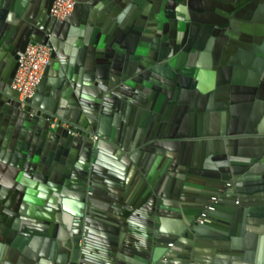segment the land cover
<instances>
[{
	"label": "water",
	"instance_id": "obj_1",
	"mask_svg": "<svg viewBox=\"0 0 264 264\" xmlns=\"http://www.w3.org/2000/svg\"><path fill=\"white\" fill-rule=\"evenodd\" d=\"M53 1L0 0V80L51 47L26 104L0 99V264H264V121L239 125L235 94L264 81V0H75L62 19ZM213 194L223 227L196 221Z\"/></svg>",
	"mask_w": 264,
	"mask_h": 264
},
{
	"label": "crops",
	"instance_id": "obj_2",
	"mask_svg": "<svg viewBox=\"0 0 264 264\" xmlns=\"http://www.w3.org/2000/svg\"><path fill=\"white\" fill-rule=\"evenodd\" d=\"M232 47V46H231ZM63 50V49H62ZM220 58L223 59V56ZM225 68V67H224ZM233 68V67H232ZM229 71V70H227ZM227 71H225V74H227ZM233 70L230 73V75L233 74ZM249 79V78H248ZM247 78H244V80H248ZM262 84V86H260ZM240 85H243L242 88H239V90L235 93L236 97H237V103L239 106H241V111H240V115H241V119L239 121V125L242 124V126L244 128H246V126L248 124H250L253 120H262L264 121V81L260 82V85L258 87V90L256 88H252L250 86H244L247 85V83H241ZM253 91V96L254 99L251 100L249 99V93L248 92ZM252 93V92H251ZM251 101V102H250ZM207 103L208 101L204 103L203 105V112L201 113L202 115L199 116L198 119L196 118H191L190 120V125L188 124V117L187 119H185L184 123V127L185 129L190 132V131H194L195 130V126L198 122L204 124L205 126H209L212 121H213V116L212 114H214V112H211L209 110H207ZM200 120V121H199ZM104 156H109L110 152L108 151H103ZM157 155L158 154H154V153H150V156L147 157L145 164L147 165L148 169H157V163H158V159H157ZM191 157V162H190V166L193 168V170L195 171V175L192 177V183L195 185H201L204 184V182L206 181V178L203 176V173H206V168L204 167V163H205V159L203 158H199V157ZM7 175L6 172V168L2 166V164L0 163V176L3 177ZM262 177V176H261ZM264 179V178H262ZM183 182H185V180H182ZM35 191V190H32ZM7 195V194H6ZM5 195V196H6ZM9 200L10 196L7 197ZM227 200L225 202V204L221 207L220 211H213L211 213V216H213L214 219H216L217 224L219 226H222L224 224H226V221H230L232 219V213L229 210V208H231L232 206V200L230 197H226ZM19 209L20 208H29V203L27 202L26 199L22 196H20V198L17 200H13V202ZM164 224L170 228H176L178 227L177 225H179V223L177 222V220H174L171 217H166L164 218ZM223 227V226H222ZM137 230L139 231V228H137ZM218 234V233H216ZM107 237V235H106ZM188 241V240H187ZM182 246L189 248L190 246H193V250L196 249L194 245H192L191 242L188 241L185 243H182ZM203 247L205 248H209L208 244H202ZM203 247H198L199 250H195V251H189L190 252V256L192 255H201V256H205L207 254V252H205V248ZM189 254V253H188ZM200 262H204L202 260H200Z\"/></svg>",
	"mask_w": 264,
	"mask_h": 264
},
{
	"label": "built area",
	"instance_id": "obj_3",
	"mask_svg": "<svg viewBox=\"0 0 264 264\" xmlns=\"http://www.w3.org/2000/svg\"><path fill=\"white\" fill-rule=\"evenodd\" d=\"M75 6V0H54L50 9L51 15L62 19L68 16ZM51 54V47L41 42H29L25 50L20 53L18 64L11 82V88L18 94L21 106H24L27 100L34 94L37 84L48 64ZM51 126L61 125L68 127L65 121L54 117L51 120ZM72 133L85 136V132L76 129L69 130ZM89 138L97 141L96 133L89 134ZM233 188L232 182H226L223 192H230ZM222 199L221 195H211L207 203L197 213L196 221L199 223H209L212 220L211 213L217 208V203ZM237 203V200L235 201Z\"/></svg>",
	"mask_w": 264,
	"mask_h": 264
},
{
	"label": "flooded vegetation",
	"instance_id": "obj_4",
	"mask_svg": "<svg viewBox=\"0 0 264 264\" xmlns=\"http://www.w3.org/2000/svg\"><path fill=\"white\" fill-rule=\"evenodd\" d=\"M5 72L4 76L2 77V80H0V99L4 98L6 95H12L13 97L18 98L17 92L11 90V74Z\"/></svg>",
	"mask_w": 264,
	"mask_h": 264
}]
</instances>
